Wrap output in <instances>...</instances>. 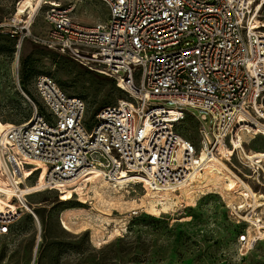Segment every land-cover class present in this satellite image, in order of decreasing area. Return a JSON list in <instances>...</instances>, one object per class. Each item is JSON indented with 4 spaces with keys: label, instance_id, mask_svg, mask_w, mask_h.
Here are the masks:
<instances>
[{
    "label": "built area",
    "instance_id": "2783aa9c",
    "mask_svg": "<svg viewBox=\"0 0 264 264\" xmlns=\"http://www.w3.org/2000/svg\"><path fill=\"white\" fill-rule=\"evenodd\" d=\"M101 1L109 17L92 26L73 20L72 8L44 2L34 15L45 12L49 29L35 41L113 79L123 97L102 108L87 129L86 103L68 96L54 78L35 79L41 108L20 88L31 115L20 123L3 122L0 132V165L15 186H25L16 181L22 178L35 194L61 191L90 182L96 172L110 182L123 174L129 186L181 196L204 154L210 162L223 160L252 189L264 190V157L252 164L235 144L239 133L243 149L263 135L248 134L237 117L243 112L264 124L262 1ZM187 115L197 121L198 144L176 132ZM205 167L199 165V172ZM22 198L15 197L16 204ZM252 207L243 199L227 204L236 224L247 223ZM15 221L0 220V234Z\"/></svg>",
    "mask_w": 264,
    "mask_h": 264
},
{
    "label": "rangeland",
    "instance_id": "374dc122",
    "mask_svg": "<svg viewBox=\"0 0 264 264\" xmlns=\"http://www.w3.org/2000/svg\"><path fill=\"white\" fill-rule=\"evenodd\" d=\"M54 1L72 8L73 20L83 26L109 17L101 0ZM23 11L21 0H0V124L20 123L31 115V104L20 88L41 106L34 83L37 76L48 75L68 96L86 103L85 126L90 129L99 109L116 104L122 94L106 79L35 41L49 29L45 12L35 15L29 33H22L27 26L16 17ZM176 132L198 144L192 116L187 115ZM263 139L257 136L245 150L264 151ZM208 171L183 188L181 196L133 185L124 203L106 205L95 199L99 210L87 195V183L79 195L77 184L28 196V210L22 199L17 204L13 200L21 209L0 218L16 220L7 234H0V264H264V238L244 247L240 239L247 236L249 225L236 224L227 208L242 196L224 187L222 176L228 175L219 167L216 173ZM253 190L259 192L256 186ZM63 193L69 197L64 202L59 199ZM260 208L259 213L264 206Z\"/></svg>",
    "mask_w": 264,
    "mask_h": 264
},
{
    "label": "bare ground",
    "instance_id": "6f19581e",
    "mask_svg": "<svg viewBox=\"0 0 264 264\" xmlns=\"http://www.w3.org/2000/svg\"><path fill=\"white\" fill-rule=\"evenodd\" d=\"M51 1V4L56 5V1L54 0H21V7L24 10L22 15H18L16 17V20L23 23L24 25H32L36 9L44 4H47ZM55 2V4H54ZM262 7L264 6V0L261 2ZM259 19L254 17L252 19V25L257 28L259 24ZM16 66V64H15ZM16 80V78H15ZM175 111L171 110V120H175ZM239 118L238 125L242 127V129H245L248 134L252 135L254 133L256 134H263L264 138V124L255 119L252 116H249L246 113H239L237 115ZM3 125L0 124V132L3 130ZM242 139V134L239 133V138L235 140V144L239 146L241 157L244 160L249 161L250 163H254V158H262L264 157V151H257L253 150L251 152H247L245 149H243L242 146H240V142ZM264 140V139H263ZM220 153L225 155L224 147H221ZM216 161L212 160L211 162L208 160V158L203 154L200 156V158L196 159L194 162V171L192 174L191 182L186 185L185 187H191L194 184V181L197 177H202V172H199V165L206 166V169H209L208 175L213 173H216V168L219 167L222 171H224L228 176H222L223 183L232 185H235V192L231 191L232 193H235L236 195H241L243 200L251 199L253 202L252 210L247 214L245 219L247 220V224L249 225L247 236H243L240 241L242 244H244V247L247 245L249 248L252 246L253 242H257L258 240L264 238V209H262L261 213L257 212V210L260 207L264 206V195L261 192L254 191L247 183L239 180L237 176L230 170V168L226 165V163L221 159H215ZM215 171V172H214ZM29 170H26L25 174L28 173ZM18 184H25V186H15L14 182L10 180V178L7 176V174L4 172V170L1 168L0 165V218L6 219L13 216L17 211L18 208L20 209L21 204L24 205L26 208L27 206H30L31 203L28 202L27 197L35 195V191H31L32 185H27V183L22 178L16 179ZM131 180L127 178L126 175H121V177L114 181L110 182L107 179L98 178V175L96 172H94L91 176L90 182H87V195L92 198L93 200V206L94 210H99L97 206V202L95 199L103 204H118V203H124L126 199L129 198L130 192L127 191V189L130 187L129 182ZM23 182V183H22ZM86 182H82L78 191L77 195L80 194V192L84 189H82V185ZM42 186V183L41 185ZM39 186V187H40ZM74 186V185H73ZM71 187V186H70ZM184 187V188H185ZM259 191V190H258ZM43 193V192H40ZM238 193V194H237ZM22 198V203L16 205L14 203V198L18 197ZM60 201L64 202L69 199L66 193H63L61 196H59ZM48 203V202H47ZM33 205V206H38ZM41 205V204H40ZM231 205V204H230ZM39 207V206H38ZM93 208V207H92ZM29 208L27 207V210ZM31 209V208H30ZM261 209V208H260ZM26 210V211H27ZM37 251V248L35 252Z\"/></svg>",
    "mask_w": 264,
    "mask_h": 264
},
{
    "label": "trees",
    "instance_id": "16d2710c",
    "mask_svg": "<svg viewBox=\"0 0 264 264\" xmlns=\"http://www.w3.org/2000/svg\"><path fill=\"white\" fill-rule=\"evenodd\" d=\"M63 57V56H62ZM93 74H95V75H97V76H99V77H102V78H104V79H106L107 81H109V83L111 84V86L113 87V88H116L121 94H122V96H123V92L119 89V88H117V86H116V82L113 80V79H111V78H108V77H106V76H103V75H100V74H97V73H94V72H92ZM109 106V105H108ZM40 108H41V106H39ZM106 107V106H105ZM104 108V107H103ZM102 108H100L99 109V111L101 110ZM98 111V112H99ZM97 112V113H98ZM96 113V114H97ZM30 117V116H29ZM28 117V118H29ZM27 118V119H28Z\"/></svg>",
    "mask_w": 264,
    "mask_h": 264
},
{
    "label": "crops",
    "instance_id": "0c3cea01",
    "mask_svg": "<svg viewBox=\"0 0 264 264\" xmlns=\"http://www.w3.org/2000/svg\"><path fill=\"white\" fill-rule=\"evenodd\" d=\"M223 183V182H222ZM224 185V187L229 191V192H231V191H234L235 190V185L234 184H232V185H229V184H223ZM231 190V191H230ZM235 192V191H234ZM232 193V192H231ZM232 194H235V193H232Z\"/></svg>",
    "mask_w": 264,
    "mask_h": 264
}]
</instances>
